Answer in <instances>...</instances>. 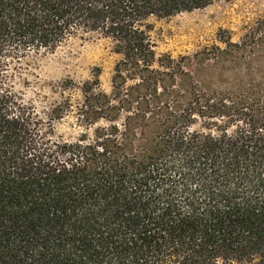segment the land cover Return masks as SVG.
Returning <instances> with one entry per match:
<instances>
[{
  "label": "trees",
  "instance_id": "trees-1",
  "mask_svg": "<svg viewBox=\"0 0 264 264\" xmlns=\"http://www.w3.org/2000/svg\"><path fill=\"white\" fill-rule=\"evenodd\" d=\"M217 1L0 0V264H264L261 84L193 87L152 136L136 126L157 118L162 103L171 107L160 101L165 82L185 72L186 56L156 55L154 20ZM85 33L111 39L121 55L110 94L94 91L99 74L81 88L80 121L106 124L93 136L56 139L52 120L69 103L43 122L5 72L11 61ZM217 37L221 53L240 49L226 30ZM217 49L201 53L217 57ZM195 119L217 133L191 129Z\"/></svg>",
  "mask_w": 264,
  "mask_h": 264
},
{
  "label": "rangeland",
  "instance_id": "rangeland-1",
  "mask_svg": "<svg viewBox=\"0 0 264 264\" xmlns=\"http://www.w3.org/2000/svg\"><path fill=\"white\" fill-rule=\"evenodd\" d=\"M262 20L264 0H220L204 9L154 20L152 36L156 55L169 54L173 59L187 57L183 61L185 72L165 82L169 88L162 91L160 101L172 100V104L167 107L162 103L158 121L162 116L168 117L170 109L178 110L181 104H187L192 97L193 87L201 91L222 92L261 84L264 89ZM220 29L229 32L232 42L238 43L240 49L229 54L221 53L225 44L218 40ZM215 48H219L217 57H205L201 53L207 50L213 52ZM120 58L121 55L113 50L111 39L98 33H85L69 38L52 51L31 52L19 61H11L4 80L43 122L51 121L55 107L69 103L64 116L52 120V137L72 141L82 133L93 136L95 127L106 124L100 120L86 126L76 111L84 100L81 89L83 82L93 80L95 74H99V84L94 91L105 94L112 92L111 76ZM131 83L133 81H128V84ZM132 92V96L137 94ZM160 101L154 98L151 105L153 111ZM141 105L142 110H147L144 103ZM126 114L125 111L120 113L119 124ZM157 118L149 115L147 122L136 125L142 133L141 137L152 136L161 126ZM190 128L217 133L215 127L210 130L202 127L199 119H195ZM142 140H132L130 144L139 147ZM257 261H233L231 264H257Z\"/></svg>",
  "mask_w": 264,
  "mask_h": 264
}]
</instances>
